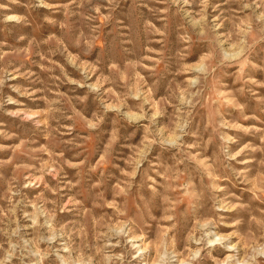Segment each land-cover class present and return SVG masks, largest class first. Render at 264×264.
I'll list each match as a JSON object with an SVG mask.
<instances>
[{"label": "rangeland", "instance_id": "obj_1", "mask_svg": "<svg viewBox=\"0 0 264 264\" xmlns=\"http://www.w3.org/2000/svg\"><path fill=\"white\" fill-rule=\"evenodd\" d=\"M0 264H264V0H0Z\"/></svg>", "mask_w": 264, "mask_h": 264}]
</instances>
